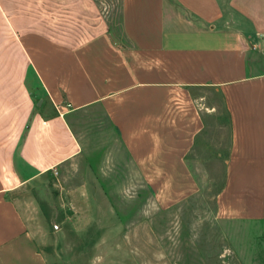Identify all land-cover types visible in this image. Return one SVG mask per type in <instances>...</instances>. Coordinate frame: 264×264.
I'll use <instances>...</instances> for the list:
<instances>
[{"label":"crops","instance_id":"1","mask_svg":"<svg viewBox=\"0 0 264 264\" xmlns=\"http://www.w3.org/2000/svg\"><path fill=\"white\" fill-rule=\"evenodd\" d=\"M120 25L95 0H0V264H66L35 188L90 163L98 133L80 118L101 110L126 163L189 177L206 127L194 93L210 89L229 120L217 216L264 235V0H120Z\"/></svg>","mask_w":264,"mask_h":264},{"label":"rangeland","instance_id":"2","mask_svg":"<svg viewBox=\"0 0 264 264\" xmlns=\"http://www.w3.org/2000/svg\"><path fill=\"white\" fill-rule=\"evenodd\" d=\"M95 1L114 35L121 37L120 0ZM194 96L206 127L185 163L189 177L176 173V163H126L123 144L101 110L80 118L79 133H98L90 163H67L35 188L48 213L51 238L45 249L57 260L264 264L262 224L217 216L229 147L227 119L217 91H196ZM212 105L216 109L207 107ZM108 147L109 155L118 157L116 163H99L101 150Z\"/></svg>","mask_w":264,"mask_h":264},{"label":"trees","instance_id":"3","mask_svg":"<svg viewBox=\"0 0 264 264\" xmlns=\"http://www.w3.org/2000/svg\"><path fill=\"white\" fill-rule=\"evenodd\" d=\"M224 109H225V108H224ZM225 111H226V109H225ZM226 119H227V120H226V126H228V125H227L228 122H229L228 117H227ZM225 177H226V175H225ZM224 185H225V180L223 181L222 186L218 189L217 194H219V192L223 189Z\"/></svg>","mask_w":264,"mask_h":264}]
</instances>
